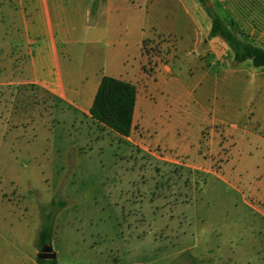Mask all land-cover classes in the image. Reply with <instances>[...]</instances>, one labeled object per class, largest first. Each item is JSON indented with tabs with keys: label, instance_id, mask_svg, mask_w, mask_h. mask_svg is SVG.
I'll return each mask as SVG.
<instances>
[{
	"label": "rangeland",
	"instance_id": "obj_1",
	"mask_svg": "<svg viewBox=\"0 0 264 264\" xmlns=\"http://www.w3.org/2000/svg\"><path fill=\"white\" fill-rule=\"evenodd\" d=\"M74 3L50 0L66 86L84 96L105 76L127 79L132 132L67 108L59 69L55 83L37 79L26 26L42 43V16L0 0V264H37L40 208L57 195L68 202L58 264H192L185 252L197 264H264V98L251 92L264 68L207 39L198 0H98L104 24L92 33ZM245 5L246 17L213 8L264 48V18Z\"/></svg>",
	"mask_w": 264,
	"mask_h": 264
},
{
	"label": "trees",
	"instance_id": "obj_2",
	"mask_svg": "<svg viewBox=\"0 0 264 264\" xmlns=\"http://www.w3.org/2000/svg\"><path fill=\"white\" fill-rule=\"evenodd\" d=\"M198 2L211 21L207 39H221L232 50L234 61L237 64L250 61L255 68H264V48L239 39L209 0H198ZM97 7L98 0H94L92 15L96 14ZM137 94V87L134 84L105 76L97 90L90 116L119 136L128 138L132 132ZM67 204L68 202L62 196L57 195L47 206L40 208L42 225L37 240L38 248L52 245L56 217ZM180 258H189L192 264L199 263V259L189 252L183 253ZM36 262L37 264H58L57 260L47 261L38 258Z\"/></svg>",
	"mask_w": 264,
	"mask_h": 264
},
{
	"label": "crops",
	"instance_id": "obj_3",
	"mask_svg": "<svg viewBox=\"0 0 264 264\" xmlns=\"http://www.w3.org/2000/svg\"><path fill=\"white\" fill-rule=\"evenodd\" d=\"M6 1L9 4V6L15 7L17 5L21 7L22 16L24 18L27 17L26 12L23 11L24 7L26 6V2H27V6H29L30 8L31 15H33L32 13L34 14L40 13V15L42 16L41 19L45 27L42 35L43 37L42 43H39L37 42L36 39H34L36 37L35 26L31 25V23L29 22H27V26H26V34L29 45L31 44L30 46L33 47L36 46V48L33 49L34 50L33 55L31 56V60H30V66L33 67V75H35L37 79L41 77L43 78L44 81H51L50 83L52 82L55 83V81L52 80L54 76V69L57 70L59 69L60 76L62 77V81L65 86V91L63 94L64 104L67 106V108H71L75 112L84 113L88 118H91L90 110L93 105V101L96 96L102 78L97 80L98 82L94 86H92L89 92L84 96L78 91L72 90L71 88L69 89L67 88L66 81L64 79L61 69L63 63V45L65 44V42L63 40H61L60 42L57 40L53 16H52L53 10L50 5V0H6ZM74 1H75L74 3L75 7H73V9L76 12L75 16L79 15L78 23L81 24L84 31L92 33L98 27H101L104 24L103 21L99 20L100 9L99 10L97 9L95 15L91 14L94 0H74ZM209 1L212 6L214 5L215 2L216 3L219 2L221 5H223L224 9L228 13L231 12L233 14H237L236 16H240V17L247 16V14L245 13L238 14L241 12L240 6H244L245 5L244 2H246L245 6L248 7V10L249 8H252L251 15L254 17L255 20H257V22L260 19L264 18V6L263 7L259 6L260 0H209ZM250 2H252V4ZM1 7L2 5L0 6V8ZM12 10L14 11V9ZM14 12L16 13V15L19 13L18 10H15ZM210 28H211V23H210ZM59 45H61V48L59 47ZM196 46L197 44L194 45V47ZM67 59L68 60L70 59L69 56L67 57ZM57 80L60 81V79ZM121 80L129 82L125 78H121ZM260 81H262L261 84ZM251 92L258 99L264 98V80H261V78H259V76L256 74L252 79ZM137 104H138V94H137L135 114L138 106Z\"/></svg>",
	"mask_w": 264,
	"mask_h": 264
},
{
	"label": "water",
	"instance_id": "obj_4",
	"mask_svg": "<svg viewBox=\"0 0 264 264\" xmlns=\"http://www.w3.org/2000/svg\"><path fill=\"white\" fill-rule=\"evenodd\" d=\"M36 257L41 260L53 261L57 260V253L53 249L52 245H46L40 249Z\"/></svg>",
	"mask_w": 264,
	"mask_h": 264
}]
</instances>
